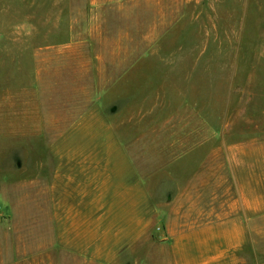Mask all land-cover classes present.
I'll use <instances>...</instances> for the list:
<instances>
[{"label":"rangeland","instance_id":"1","mask_svg":"<svg viewBox=\"0 0 264 264\" xmlns=\"http://www.w3.org/2000/svg\"><path fill=\"white\" fill-rule=\"evenodd\" d=\"M239 182L264 193V0H0V264H264Z\"/></svg>","mask_w":264,"mask_h":264},{"label":"crops","instance_id":"2","mask_svg":"<svg viewBox=\"0 0 264 264\" xmlns=\"http://www.w3.org/2000/svg\"><path fill=\"white\" fill-rule=\"evenodd\" d=\"M124 77V76H122ZM126 79V77H124ZM132 163V167H134L133 161L131 160ZM121 164H123V162H121ZM102 170H98V171H94V176L95 177H100L102 178ZM117 176L120 178V175L122 174L121 170L117 171ZM131 173L134 174V169L131 170ZM143 182V181H142ZM102 185L103 182L101 181ZM120 184V183H119ZM118 184L117 190H119V188H121ZM97 186L96 189H98V191H104V187L103 186ZM127 189V187L123 188V190ZM263 190L262 184L260 183V187H257V192L252 195L249 196L247 194V192L245 191L244 186H242V183L239 182V199L243 205L244 211L245 213L248 214H253V215H259V216H264V193H262L261 191ZM120 192V191H119ZM123 193V191H122ZM121 197H124L123 194L120 195ZM100 197V196H99ZM229 223L232 224V226H235V231L231 232L228 236L230 237L226 239V246H225V253L226 251H229L230 249H236L238 247H240L244 240H243V225L241 223V221L239 219L234 220V219H229L227 221H225V227L227 225H230ZM233 230V229H232Z\"/></svg>","mask_w":264,"mask_h":264}]
</instances>
